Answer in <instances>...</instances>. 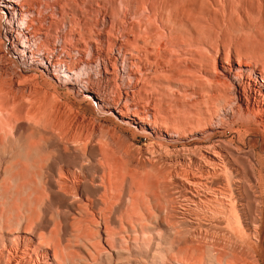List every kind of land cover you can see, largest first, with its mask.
Masks as SVG:
<instances>
[{
  "label": "bare ground",
  "instance_id": "6f19581e",
  "mask_svg": "<svg viewBox=\"0 0 264 264\" xmlns=\"http://www.w3.org/2000/svg\"><path fill=\"white\" fill-rule=\"evenodd\" d=\"M29 13L21 0H0V112L16 134L0 132V264H264V170L241 165L220 142L202 143L225 119L260 115L264 123V74L221 57L215 68L228 91L203 86L183 105L199 114L193 122L159 119L129 107L128 93L117 102L106 95L105 56L88 58L95 72L75 77L71 53L63 56L56 43L34 49L42 31L32 32ZM173 23L186 39L194 35L191 25ZM132 54L113 68L133 91L140 59ZM37 70L98 114L58 93L60 101L44 105L47 90L20 77ZM148 70L153 81H167L151 62ZM211 100L221 115L206 111Z\"/></svg>",
  "mask_w": 264,
  "mask_h": 264
},
{
  "label": "rangeland",
  "instance_id": "374dc122",
  "mask_svg": "<svg viewBox=\"0 0 264 264\" xmlns=\"http://www.w3.org/2000/svg\"><path fill=\"white\" fill-rule=\"evenodd\" d=\"M21 1L30 8L27 17L29 22H32L31 19L34 21L30 23L34 30L32 32L38 29L42 31L39 35L41 40L37 37L36 45L32 44L34 49L43 45L42 50L49 51L56 43L63 56L67 57L71 53L69 59H73V65L69 59L70 63H67L77 67L75 77L82 72L93 74L95 65L90 60H94V55L105 56L112 62L107 69L109 79L101 84L108 85L106 95L112 96L117 102L128 93L129 99L123 100L129 107L137 105L148 108L159 119L177 121L180 118L183 124L193 122L199 114L194 110L185 112L183 105H192L195 97L205 92L203 86L210 91L227 92L229 85L215 68V63L221 57L227 59L231 56L235 61L241 58L264 74V0ZM33 1L36 3L32 4ZM36 16H39V21ZM174 20L191 25L194 35L189 39L180 35L175 29ZM119 46L121 51L118 50ZM77 50L78 53H73ZM128 51L133 53L129 58L134 59L136 56L140 59L133 66L139 76L133 91L127 89V80L118 77L113 68L114 63L118 66L124 64L123 55ZM150 62L153 67H159L160 77H166L164 84L153 81L148 70ZM16 69L21 72L17 66ZM20 77L25 85L39 84L44 87V91L47 90L48 94L42 95L44 105L53 104L59 99L67 100L74 104L80 103V109L87 111L89 116L98 114L90 101L56 84L52 76L37 70ZM57 93L61 95L59 99ZM25 102L29 100L25 99ZM208 108L214 110L215 116L223 112L214 100L209 101L206 111ZM1 114L0 132L15 137L14 125ZM259 116L239 115L234 121L225 119L220 125L224 129L203 139L202 143L210 139L220 142L239 155L237 157L241 165L249 167L253 164L258 170H264V123L258 120ZM137 136L140 144L148 142L143 135L138 133Z\"/></svg>",
  "mask_w": 264,
  "mask_h": 264
}]
</instances>
